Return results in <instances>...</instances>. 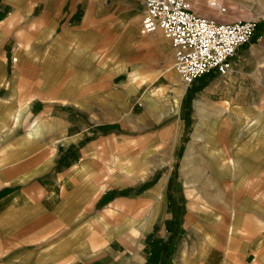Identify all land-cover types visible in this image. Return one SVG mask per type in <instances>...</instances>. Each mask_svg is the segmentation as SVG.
I'll use <instances>...</instances> for the list:
<instances>
[{
    "label": "crops",
    "instance_id": "crops-1",
    "mask_svg": "<svg viewBox=\"0 0 264 264\" xmlns=\"http://www.w3.org/2000/svg\"><path fill=\"white\" fill-rule=\"evenodd\" d=\"M143 14V0H0V264H264V204L246 209L241 186L247 174L246 155L232 146H218L209 154L214 160L213 175L233 189L238 187L240 193L228 199L240 208L235 212L230 210L233 205L212 206L197 213L187 209L183 218L186 233L174 252L169 245L175 232L158 230L173 219L171 205L162 198L156 201L152 193L159 184L148 189L143 199L128 197V188L115 191L110 187H101L104 191L94 198L95 176L103 162L92 151L90 113L96 100L103 106L108 99L88 82L87 70L73 67V51L78 43L80 52L90 55L86 43H109L118 31H123L124 40H137L150 51L159 32L149 38L141 34ZM7 43H52L53 55L43 51L37 60L20 50L24 60L38 63L34 84L29 87L25 82L28 73L10 74L4 50ZM160 43L169 42L161 39ZM113 61L108 73L125 64L126 70L111 73L123 78L128 70L125 60L117 56ZM48 64L54 66L52 76L47 75ZM245 64L246 55L233 59L228 74L213 72L222 80L239 78ZM166 69L170 77L171 68ZM51 78L60 80V86L51 89L47 83ZM144 83L135 67L126 82V94ZM112 95L125 99L122 92ZM148 101L152 112L157 104ZM107 116V112L99 113L97 122H106ZM252 123L253 119L247 125ZM200 129L197 123L195 130ZM110 145L107 142L106 170L134 166L133 160L123 159ZM190 163L186 159L184 166ZM143 201H155L145 222L140 215ZM122 202L135 208L128 223L109 215ZM151 242L166 243L167 250L153 248Z\"/></svg>",
    "mask_w": 264,
    "mask_h": 264
},
{
    "label": "rangeland",
    "instance_id": "rangeland-1",
    "mask_svg": "<svg viewBox=\"0 0 264 264\" xmlns=\"http://www.w3.org/2000/svg\"><path fill=\"white\" fill-rule=\"evenodd\" d=\"M221 1L231 10L226 16H221L208 0H191L193 8L200 14L226 20L254 18L258 23L254 37L233 58L238 60L246 55V64L239 78L222 80L221 77L216 78V73L210 72L193 84L185 85L173 67L171 41L160 30L159 38L150 51L148 46L141 47L137 40H124L123 31H118L116 38L109 40V43H86L90 55L81 53L78 43L73 51V67L87 70L88 82L108 99L103 106L96 100L90 113L93 117V127L89 128V139L94 143L92 151L94 158L99 160L102 156L103 162L100 174L95 176L98 189L94 198L110 187L115 191L128 188V197L143 199L148 189L159 184L154 191L160 190L152 193L156 201L162 198L171 205L173 219L166 220L167 227L163 224L158 230L163 233L175 232L170 236L173 239V244L169 245L172 251L177 249L186 233L183 218L187 209L197 213L208 211L212 206L233 205L230 210L235 212L236 208H240L228 199L240 193L238 187L233 189L230 183L226 185L228 182L219 181L212 173L214 160L209 154L212 149L229 145L239 154L246 155L243 160L247 174L243 175L241 184L245 189L242 193L246 196L244 205L250 211L254 205L264 204V0ZM161 39L167 40L169 46L160 43ZM51 45L7 43L4 50L7 51L10 74L17 70L24 71L28 73L25 78L28 87L34 84L32 77L38 70L37 56L43 51L52 56L53 51L49 50ZM20 50L25 51L26 55H33L36 60H24ZM117 56L127 64L126 74L121 75L125 81L111 76L114 71L126 70L125 64L123 68H115L108 73ZM104 60L110 61L103 64ZM167 66L171 68L170 77L165 75ZM47 67V75L52 76L53 64ZM135 67L145 78V83L136 92L127 95L126 82ZM219 79L220 82L216 83ZM47 83L51 89L60 86V80L53 78L47 79ZM113 91L125 93V99L121 95L113 96ZM149 99L157 104L152 112H149L147 105ZM200 108H203L202 113ZM101 112L108 113L104 123L97 122ZM251 119L253 123L249 126L247 122ZM197 123H201L200 130H195ZM107 142L111 144L110 147L115 146L120 157L131 162L133 160L134 166L127 164L123 169L106 170ZM186 159L191 162L190 166H184ZM190 169L192 172H188ZM193 177L195 180H191ZM235 179L230 178L233 184ZM101 187L104 190L101 191ZM193 200H196V204L191 205ZM154 203L142 202V222L149 217ZM115 207L118 210H109V215L124 218L127 223L131 221L135 210L133 204L122 202ZM144 232L143 227L142 235ZM149 245L167 250L166 243L151 242Z\"/></svg>",
    "mask_w": 264,
    "mask_h": 264
},
{
    "label": "built area",
    "instance_id": "built-area-1",
    "mask_svg": "<svg viewBox=\"0 0 264 264\" xmlns=\"http://www.w3.org/2000/svg\"><path fill=\"white\" fill-rule=\"evenodd\" d=\"M140 32L149 35L162 31L173 47V67L189 86L200 77L216 71L228 74L233 58L257 32L254 18L226 20L200 14L190 0H143ZM221 16L230 8L221 0H208Z\"/></svg>",
    "mask_w": 264,
    "mask_h": 264
}]
</instances>
